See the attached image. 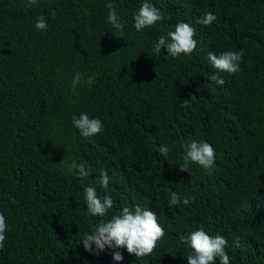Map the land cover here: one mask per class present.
<instances>
[{"label": "trees", "instance_id": "obj_1", "mask_svg": "<svg viewBox=\"0 0 264 264\" xmlns=\"http://www.w3.org/2000/svg\"><path fill=\"white\" fill-rule=\"evenodd\" d=\"M112 2L122 38L107 21L108 0H0V212L8 224L0 264H188L182 237L201 228L228 240L230 264H264V0H150L165 19L139 32L133 18L143 0ZM207 12L217 19L198 23ZM41 15L47 30L35 27ZM178 22L194 27L196 50L155 55ZM228 50L244 53L235 74L208 60ZM214 73L222 86L209 81ZM81 113L99 118L103 132L81 136L72 123ZM192 140L215 148L211 174L196 163L180 170ZM73 161L91 175L70 171ZM88 186L113 199L104 217L88 212ZM170 192L179 204H169ZM137 205L155 211L165 231L150 255L120 248L117 262L111 250L84 249V233Z\"/></svg>", "mask_w": 264, "mask_h": 264}, {"label": "clouds", "instance_id": "obj_2", "mask_svg": "<svg viewBox=\"0 0 264 264\" xmlns=\"http://www.w3.org/2000/svg\"><path fill=\"white\" fill-rule=\"evenodd\" d=\"M38 0H27V6L36 5ZM106 7L109 9L107 16L108 23L118 32L121 37L124 30V21L117 14L116 7L112 0H108ZM53 17L55 13H52ZM134 27L136 31H142L145 28L154 26L157 22L165 19L161 10L156 7L150 0H143V3L134 14ZM217 19L212 12L205 13L198 23L208 26ZM35 27L39 30H47L48 23L46 18L41 15L37 18ZM195 29L189 23L178 22L174 31H169L167 35L159 37L153 45V53L159 55L161 50H165L167 55L178 57L181 54L191 55L197 48ZM243 50L240 51H223L218 55L209 52L208 60L218 72H227L235 74L240 71V65L243 59ZM211 83L222 86L224 79L217 74L208 77ZM94 82V76L86 78V83L91 85ZM81 83V73L77 72L72 80V88L75 89ZM210 86V85H209ZM188 101H184L187 106ZM73 125L79 130L80 135L87 138L103 132L104 125L99 118L90 117L87 113H81L79 117H72ZM167 145H161L158 152L167 157L169 152ZM184 162L180 164L181 171H188L189 165L196 163L208 170L211 174L215 163V148L207 141L192 140L185 146ZM69 169L75 170L81 178H87L91 175V168L84 162L73 161ZM110 177L106 170L100 171L99 183L107 189ZM85 202L88 212L93 216L104 217L107 211L114 205L110 195H104L102 198L98 195L94 187L84 188ZM170 205H177L181 202L180 196L176 192H170ZM192 197H185L183 203L187 205ZM8 224L5 215L0 212V249L4 248ZM165 235L164 228L158 222L157 213L148 208L135 206L134 210L123 207L119 214L113 215L108 221H101L91 233H84L82 244L86 251L91 254L99 255L105 250H111L114 261H122L123 254L118 251L120 248H126L128 253L136 257L150 255L156 248L157 242ZM182 239L191 248V253L186 256L188 264H216L219 258L220 264H230L229 256L225 248L228 240L220 234L209 235L203 228L191 232V234ZM238 246V241H237ZM171 253V252H170Z\"/></svg>", "mask_w": 264, "mask_h": 264}]
</instances>
